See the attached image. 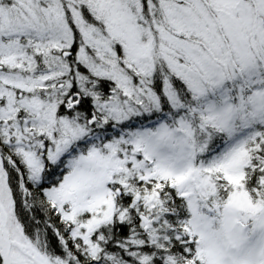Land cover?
<instances>
[{
	"label": "trees",
	"instance_id": "1",
	"mask_svg": "<svg viewBox=\"0 0 264 264\" xmlns=\"http://www.w3.org/2000/svg\"><path fill=\"white\" fill-rule=\"evenodd\" d=\"M121 2L141 43L151 47L144 64L107 32L93 0H0V162L13 216L40 256L63 264H208L177 180L160 175L156 160L134 143L143 132L188 126L202 147L193 159L204 185L198 211L217 226L236 194L264 206V119L246 106L231 134L220 128L206 109L220 106L219 91L244 109V71L228 57V66H216L224 77L216 89L161 36L162 30L191 45L199 40L175 31L162 0ZM262 36V48L251 49L256 62H264V22ZM263 80L258 75L254 92L264 93ZM241 142L244 176L234 184L220 161ZM93 151L116 169L109 167L106 184L112 214L90 230L96 212L73 214L69 203L58 207L49 194ZM254 225L241 223L246 241L264 248V228Z\"/></svg>",
	"mask_w": 264,
	"mask_h": 264
},
{
	"label": "rangeland",
	"instance_id": "2",
	"mask_svg": "<svg viewBox=\"0 0 264 264\" xmlns=\"http://www.w3.org/2000/svg\"><path fill=\"white\" fill-rule=\"evenodd\" d=\"M93 1L95 8L104 18L107 32L124 43L127 55L132 61L144 64L146 59L151 58L150 45L141 43L134 17L121 0ZM162 1L166 20L175 31L184 36L195 35L199 40L197 42L190 40L191 45L189 42L165 36L162 30L161 36L170 39L180 54L194 64L196 70L199 69L211 85L219 89V85L224 81L216 66L221 68L228 66V57L233 58L237 70L244 71L248 79L243 80L239 88L240 104L242 101L247 102L244 109L239 108L241 113L236 106H231L225 94L219 91L220 106H209L206 109L208 114L228 134L234 130L235 118L239 121L243 119L241 114L245 113L246 106L249 108L248 114L263 120L264 93L259 90L254 92L253 82L258 79V75L263 76L264 62L254 61L251 49L259 51L262 48L260 45L263 37L264 0ZM253 4L257 8V13ZM259 66H262V72H258ZM187 73L191 74V71ZM234 75L235 72H232V78ZM224 87L228 94V84L224 83ZM176 129L177 133L175 129L168 130L165 127H159L155 132L140 133L134 145L143 146L156 160V169L160 175L177 180L179 191L185 197L191 214L190 227L200 239V253L208 264H264L262 242H247L241 227V223L251 221L256 224L254 225L256 230L264 228V206L258 208L252 206L247 197L239 193L223 208L217 226L213 224L212 219L199 214V201L204 185L199 175L201 169L194 166L193 159L202 147L199 149L198 145L196 146L188 126L181 124ZM245 156L244 143L241 142L225 151L221 158L225 177L234 184H239L243 179ZM109 167L111 171L116 169L114 164L110 165L96 152H91L86 159L75 165L60 187L49 194L50 198L58 207L69 203L73 214L96 212L98 218L89 228L92 230L100 222L108 221L112 214L113 198L106 187ZM0 216L11 241L31 247L14 219L1 162ZM11 254L21 260V255L15 247L11 248ZM40 257L46 264H63L58 260ZM22 264L30 263L24 259Z\"/></svg>",
	"mask_w": 264,
	"mask_h": 264
},
{
	"label": "bare ground",
	"instance_id": "3",
	"mask_svg": "<svg viewBox=\"0 0 264 264\" xmlns=\"http://www.w3.org/2000/svg\"><path fill=\"white\" fill-rule=\"evenodd\" d=\"M5 233L7 234L3 220L0 216V252L4 257H6L5 253L7 250V241H8ZM9 240H10V242H12L10 237H9ZM11 245H12L11 248L15 247L17 249V251L21 255V260L14 258L11 254V249H10V252H9L10 264H22V261L24 259H26L30 264H46L42 260V258H40L37 255V253L29 245H27V244L22 245L20 243H13V242ZM0 261L2 264L1 258H0Z\"/></svg>",
	"mask_w": 264,
	"mask_h": 264
},
{
	"label": "water",
	"instance_id": "4",
	"mask_svg": "<svg viewBox=\"0 0 264 264\" xmlns=\"http://www.w3.org/2000/svg\"><path fill=\"white\" fill-rule=\"evenodd\" d=\"M144 222H146L145 220H143ZM6 234V233H5ZM6 237H7V250H6V257H4L2 254H1V252H0V258H1V260H2V264H10V261H9V252H10V249H11V247H12V242H10V240H9V237H8V235L6 234Z\"/></svg>",
	"mask_w": 264,
	"mask_h": 264
}]
</instances>
